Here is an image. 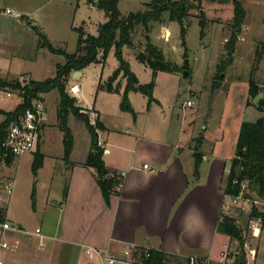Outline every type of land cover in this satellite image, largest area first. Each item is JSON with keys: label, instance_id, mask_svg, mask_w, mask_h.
Here are the masks:
<instances>
[{"label": "crops", "instance_id": "crops-1", "mask_svg": "<svg viewBox=\"0 0 264 264\" xmlns=\"http://www.w3.org/2000/svg\"><path fill=\"white\" fill-rule=\"evenodd\" d=\"M7 10H11L12 14H7ZM30 13L22 0H0V80L21 77L28 82L33 80L13 70V62L17 58L14 43H23L16 36L15 28L21 25V18L32 26ZM247 28L244 22L234 58ZM168 31L166 28L165 32ZM263 43H254L252 51H255V59L259 47H264ZM262 52L260 63L264 57ZM80 73L81 77L82 71ZM259 73L247 84L241 82L246 98L245 110L257 109L256 105L263 99L264 65L259 67ZM224 79L225 75L220 80L222 86ZM253 80L262 93L256 97H260L258 102L255 99L254 106H250L248 99L251 98L249 91ZM100 81L106 80L101 77L96 83L95 102L90 110L85 109L90 111L92 124L99 121L105 127L104 130H97V144L104 150L103 160L108 172L120 178L122 185L107 205L95 171L83 166L92 144L85 125L77 126L70 116L74 147L69 162H66L63 133L57 127L58 120L55 125H50L46 118L36 150L45 157L42 168L36 175L32 172L36 151L19 158V163L23 159L29 162L33 176L38 177L35 182L37 189L31 191V196L35 190L34 213L40 216L43 211L44 214L41 215L42 224L37 227L41 229L42 238L28 231L11 214L8 208L11 197L2 215L20 229L15 233L20 234L22 240L11 241L14 249L8 253L5 264H88L84 247L110 248L119 252L129 244L163 252L170 257V261L175 259L178 264H189L191 257L210 258L218 263L228 237L218 230L223 206L229 200L224 190L225 181L235 157L241 126L245 122L243 115L237 118L232 132L227 133L220 128L221 134L215 130L209 134L208 126L203 124L196 129L195 121L187 120L184 108L182 114L173 110L172 115H167L162 102L155 97L157 102L148 106V100L142 94L145 101L138 110L135 100L141 93L129 94L135 116L123 112L121 102L126 84H122L121 92L116 94L98 90ZM75 84L69 80V87ZM16 97L19 104L13 109L8 108L9 102ZM77 99L80 103L81 97ZM21 103L18 92L0 87L1 112H14ZM156 106L161 113L160 118L157 117L158 124L154 117L158 111ZM1 112L0 127L5 121ZM124 114L130 117H123ZM165 122L166 127H163ZM210 137L214 140L213 146H209ZM196 152L202 156L198 173L195 171ZM146 165L148 168H145ZM12 181L15 187L16 179ZM45 212L53 214L50 217L54 224H49L48 228L44 227ZM27 232L29 237L25 235ZM255 261L249 259L248 264Z\"/></svg>", "mask_w": 264, "mask_h": 264}, {"label": "rangeland", "instance_id": "rangeland-1", "mask_svg": "<svg viewBox=\"0 0 264 264\" xmlns=\"http://www.w3.org/2000/svg\"><path fill=\"white\" fill-rule=\"evenodd\" d=\"M152 1L119 0L118 8L121 17L126 18L132 13L148 11V5ZM239 1L247 11L245 27L249 28L245 31L244 40H240L238 44L234 63L227 66L224 73H220V71L227 59L226 44L233 31L234 7L231 3L221 4L210 3L206 0L202 1L203 11L211 21L205 30L204 37H202L199 10L193 9L190 11V17L185 22L187 28V58H185L186 48L181 40V26L177 22H170L168 13L164 14L162 23L151 22L148 29L142 25L138 26L131 35V39L136 46L142 44L144 47L148 42H151L163 51L168 62L176 64L180 68L181 72H159L157 75L153 96L162 102L165 113L172 115V111L175 110L182 114L184 108L187 120H194L196 129L203 124L208 126L209 134L212 130L219 131L221 134V129H224L227 133L232 132L240 115H243L245 122H256L264 117V112L258 109H244L246 98L241 86V82L247 84L250 79H256L260 75L259 67L262 68V65H264V57L260 63L257 57L255 59V51H252L254 43L261 44L264 42V1ZM22 2L31 10L29 16L32 26H30L29 21L21 18V25L15 28L16 36L20 37L23 43L20 44L17 41L14 43L17 58L13 62V70L36 81L43 82L55 78L57 66L66 62L63 55L52 54L40 44L37 47V42H40L37 28L56 49L72 55L78 51L79 33L75 29L81 28L86 35L97 36L99 27L108 21L106 12L97 5L93 6V2H90V0L80 1V3L76 0H22ZM166 28H168L169 33L165 32ZM259 51H264L263 45L259 47ZM123 54L125 60L130 64L131 71L138 77L141 84L150 83L152 81V70L136 59L135 51L132 48L124 47ZM118 65L115 49L113 48L104 63L99 60L98 63L88 66L82 71V76L79 79H75L73 75L70 77V82L79 84L81 89V102L78 103V106L90 110L96 99V83L101 77L108 80L116 71ZM184 67H188L190 70L184 69L182 71ZM184 71H189L191 75L185 78L183 76ZM222 75H225L224 85L212 95L211 87ZM11 80H14V78L6 79V81ZM121 82L126 84L124 79H121ZM26 83H28L26 80L24 83L20 82L22 86ZM6 89L15 91L10 88ZM15 92L20 93L19 91ZM137 97L135 104L139 110L145 98L148 100L147 103L149 99L145 96L143 98L142 94H138ZM188 100L194 101L193 107L186 106ZM44 101L47 105L48 124L55 125L60 103L59 93L57 91L49 93ZM254 101L252 97L249 98L248 105L254 106ZM18 104V97H16L12 102H9L10 106L8 105V108L13 109ZM156 109L158 110L157 106ZM89 110H87V115H90ZM159 115L161 116V113L158 110L155 112L154 117L156 119L157 117L160 118ZM123 117L130 116L124 114ZM72 119L77 126H84L82 122L77 121L73 116ZM158 122L157 119L155 123L158 124ZM163 127H166V122ZM75 128L77 129L76 126ZM213 141L212 138L209 141V146H213ZM56 150L55 152H58ZM14 178L16 183L11 196L12 202L8 207V204H6L9 202L8 198L6 203L1 205L3 208H0L2 209L0 214L2 215L3 210L6 211L8 207L11 214L20 220L28 231L35 232L37 227L42 224L41 215L43 214V211L40 216L35 214L36 208L34 210L32 207L31 191L34 188L37 189L38 185L35 182L38 177L33 176L30 163L24 159L20 163L19 158L15 159L14 164L10 167L1 162L0 189L4 183L12 181ZM249 195L252 199L264 202V198L257 197L250 188ZM231 213L237 219V225L243 231L247 264L249 259L252 261L256 259L253 264H264V229L262 228L256 236H253L249 224L250 219H255V217L248 215L247 212L240 211L236 207L233 208ZM50 214L53 215L52 212H45V228H48L49 224H54ZM222 215H225L224 209H222ZM25 235L30 236L29 234ZM8 236L11 241L22 240V236L14 232L9 233ZM225 242V246H229L236 253H241L239 242L236 239L227 237ZM174 260L170 261L169 264H178ZM182 264L184 263L182 262Z\"/></svg>", "mask_w": 264, "mask_h": 264}, {"label": "trees", "instance_id": "trees-1", "mask_svg": "<svg viewBox=\"0 0 264 264\" xmlns=\"http://www.w3.org/2000/svg\"><path fill=\"white\" fill-rule=\"evenodd\" d=\"M97 6L103 9L108 17V21L99 27L97 36L86 35L83 29H75L79 33L78 51L76 54H67L63 50L56 49L48 40V38L37 28L39 36V44L49 50L52 54H59L65 57V64L57 66V74L55 78L46 81H29L22 86L18 79L11 81L0 80V87L3 89L10 88L19 91L23 98L22 103L14 112L5 113V121L0 127V163L4 162L10 167L15 162V157L7 152L3 147V142L7 135L9 124L22 115L27 109L32 107V102L35 99L44 101V95L53 91H57L60 96V103L57 112L58 128L63 133L64 145V160L69 162V158L73 152L74 139L72 131L69 127V118L73 116L77 121L82 122L92 138L91 151L87 156L84 167L93 169L97 175L98 183L101 187L103 197L107 205L110 204V199L113 194H116L122 185V180L116 176L110 175L108 172L103 156L104 150L97 144V130H104V125L97 121L91 123L90 117L87 114L81 113V108L78 106L77 98H74L69 93V79L76 73L81 72L88 66L98 63L102 60L104 63L111 50L115 49V56L118 61V68L106 81H100L98 90L108 93L119 94L122 88L121 79L126 80V86L122 96L121 110L135 116V111L130 103L129 94L132 92L141 93L149 99L148 106L157 102L153 96L156 86V78L159 72L177 73L181 72L178 65L168 62L163 51L157 46L148 42L144 47L142 44L136 46L131 39L132 33L138 26H145L151 22L162 23L164 14H169L170 22H177L181 26V40L186 48V20L190 17V11L198 9L200 12L202 37L205 36V30L211 22L205 15L202 8L203 0H153L148 5V11L144 13H132L126 18L121 17L118 8L119 0H96ZM210 3H231L234 7V17L232 20V34L226 44L227 59L224 62L220 73H224L227 66H230L234 60V53L238 38L242 32L243 25L247 16L246 10L239 0H206ZM93 2V0H90ZM196 2L198 5L196 6ZM264 44V43H263ZM132 48L136 53V59L152 70V81L146 85H140L138 77L131 71L130 64L125 60L123 48ZM144 48V49H143ZM263 52L259 51L257 58L260 61ZM188 57L187 48L185 58ZM101 58V59H100ZM188 69V67H184ZM217 80H222L218 78ZM262 93V89L253 81H251L249 94L253 98ZM259 111L264 112V99L260 100L256 105ZM44 126L42 127V129ZM44 155L39 151L34 153L32 164V172L36 175L42 168ZM196 161L195 171L198 173L201 154H194ZM107 177V179H106ZM248 183V187L259 198H264V117L256 122H244L241 126L238 142L235 151V157L231 162L228 176L225 181V193L229 197L238 196L242 191V184ZM67 191L65 192V194ZM250 196L249 193L247 195ZM251 198V197H249ZM32 207L36 208V193L32 192ZM252 217L262 216L264 229V215L260 214L257 208L253 209ZM1 217V215H0ZM220 233L229 238L236 239L239 242L241 253H238L236 264H247L245 254V240L242 229L237 225L235 217L226 215L221 216V221L218 226ZM152 256L146 264H169L170 257L159 251L152 250Z\"/></svg>", "mask_w": 264, "mask_h": 264}, {"label": "built area", "instance_id": "built-area-1", "mask_svg": "<svg viewBox=\"0 0 264 264\" xmlns=\"http://www.w3.org/2000/svg\"><path fill=\"white\" fill-rule=\"evenodd\" d=\"M7 14H12L11 10L6 11ZM17 16V15H15ZM24 83V78L18 79ZM69 93L72 97L77 98L81 94V89L78 84L69 87ZM22 98V96H21ZM264 99V93L262 94ZM23 101V98H22ZM193 101H188L186 106L192 107ZM45 101L35 99L32 102V107L27 109L16 120L12 121L7 128V135L3 142V147L7 152L12 154L16 159L25 155L33 154L38 147L41 139L42 127L45 125L47 118ZM81 113L87 114L86 109H82ZM95 124V123H94ZM145 168H148L146 165ZM0 206L6 203L7 199L12 196L14 191V182L9 181L4 183L1 188ZM249 193L248 183L242 184V191L238 196L229 197V202L223 206L226 216L233 217L231 214L233 208H237L242 212H247L252 215L253 208H257L260 214L264 215V202L258 199H252L247 196ZM8 204V202L6 203ZM1 215V214H0ZM249 228L253 236H256L263 228V218L250 219ZM238 222V221H237ZM20 229L9 222L1 215L0 217V264L6 263L8 253L14 249V246L8 236L11 232H18ZM27 234H29L27 232ZM31 234V233H30ZM37 237H41V229L37 228L34 232ZM84 254L87 257L88 264H146L151 256L152 250L143 248L133 244H129L120 249L119 252H114L110 248L84 247ZM238 253L225 246L220 253V261L214 263L210 258H194L189 259V264H236Z\"/></svg>", "mask_w": 264, "mask_h": 264}, {"label": "water", "instance_id": "water-1", "mask_svg": "<svg viewBox=\"0 0 264 264\" xmlns=\"http://www.w3.org/2000/svg\"><path fill=\"white\" fill-rule=\"evenodd\" d=\"M92 4H93V6H96V5H97V2L94 1ZM189 74H190L189 71H184V72H183V76H184L185 78L189 77ZM80 75H81L80 72H76V73L73 74V77H74L75 79H77V78L80 77ZM221 78L223 79V78H224V75H222ZM221 86H222V82H221L220 80H216V81L213 83L212 87H211V93H212V95L215 94V92H216ZM259 98H260V97H258V98L256 99V103L258 102ZM77 100H78V99H77ZM106 179H107V177H106Z\"/></svg>", "mask_w": 264, "mask_h": 264}]
</instances>
